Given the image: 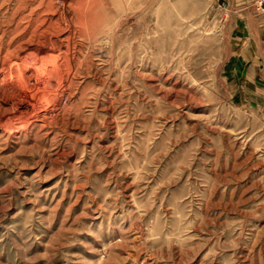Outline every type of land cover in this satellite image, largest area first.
<instances>
[{
    "label": "rangeland",
    "instance_id": "374dc122",
    "mask_svg": "<svg viewBox=\"0 0 264 264\" xmlns=\"http://www.w3.org/2000/svg\"><path fill=\"white\" fill-rule=\"evenodd\" d=\"M0 74V264H264V4L0 0Z\"/></svg>",
    "mask_w": 264,
    "mask_h": 264
},
{
    "label": "bare ground",
    "instance_id": "6f19581e",
    "mask_svg": "<svg viewBox=\"0 0 264 264\" xmlns=\"http://www.w3.org/2000/svg\"><path fill=\"white\" fill-rule=\"evenodd\" d=\"M64 26H65V24H64ZM62 33V32H61ZM48 50V49H47ZM47 50H45V51H47ZM53 50V49H52ZM41 51H43V50H41ZM82 52V51H81ZM46 53V52H45ZM49 53V52H48ZM51 53H53V52H51ZM51 53H50V55H51ZM42 54V53H41ZM54 54V53H53ZM51 55V56H54V55ZM55 56H57V55H55ZM17 58V57H16ZM25 59V58H24ZM46 59V58H45ZM11 60V59H10ZM26 60V59H25ZM23 61V60H22ZM42 61L40 60V63H41ZM9 63V62H8ZM37 63V62H36ZM39 63V64H40ZM20 64V63H19ZM22 65V64H21ZM42 65L43 66H45L43 63H42ZM19 65L18 64H12V65H9L8 67V71L7 72H5V75H6V77H7V82L8 83H17V81H19V78H21L22 80H24V81H26L25 79L26 78H28L29 77V74L27 73V72H24V73H21L20 74V72H21V70H19L20 72H16V67H18ZM23 66H24V64H23ZM34 66V65H33ZM40 66V65H39ZM42 67V66H41ZM22 68V67H21ZM20 68V69H21ZM50 68V67H49ZM51 69H52V67H51ZM50 69V70H51ZM7 70V69H6ZM23 70V69H22ZM27 70V69H26ZM49 70V69H48ZM25 71V70H24ZM41 71V70H40ZM97 72V71H96ZM85 74V73H84ZM1 75V74H0ZM4 75V74H3ZM50 75H53V74H50ZM22 76V77H21ZM4 78H5V76H4ZM31 78V77H30ZM3 79V78H2ZM49 79H50V77H49ZM48 79V80H49ZM62 79V77L59 75V74H57V73H55L54 72V75H53V77L51 78V80L49 81V88H50V90L52 91V89H54L57 85H59V83H60V80ZM28 80V79H27ZM47 80V81H48ZM3 82H4V80H3ZM21 82V81H20ZM48 83V82H47ZM1 84V83H0ZM21 85V84H20ZM23 86V85H22ZM48 88V89H49ZM2 90V89H1ZM21 90V89H20ZM44 90V89H43ZM56 91V90H55ZM45 93V92H44ZM50 93V92H49ZM52 93V92H51ZM54 94V93H53ZM50 95V94H49ZM53 98V97H52ZM18 99V98H17ZM22 99V98H21ZM24 99V98H23ZM26 99V98H25ZM34 99V98H33ZM70 99V98H69ZM5 100H7V102H8V100H9V102H12L13 100H12V98L10 99V98H7V99H5ZM45 100V99H44ZM53 100V99H52ZM15 101V100H14ZM28 101V100H27ZM31 101H32V99H31ZM109 101V100H108ZM14 103V102H13ZM28 103V102H27ZM31 103V102H30ZM8 104V103H7ZM16 104V103H15ZM22 104L24 105V106H26V103L25 102H22ZM41 104V103H40ZM49 108V107H48ZM26 109V108H25ZM32 112V111H31ZM57 112V111H56ZM34 113V112H33ZM38 113V112H37ZM45 115H46V113H45ZM28 116H30V115H28ZM20 117V116H19ZM46 117V116H45ZM26 118H27V116H26ZM41 118V117H40ZM32 119V118H31ZM39 119V118H38ZM16 120V119H15ZM18 120V119H17ZM41 121V120H40ZM42 121H44V120H42ZM9 122L11 123V121H8L7 123L9 124ZM29 122H30V120H29ZM45 122V121H44ZM14 123L16 124V122L14 121ZM13 123V124H14ZM19 123V122H18ZM21 124H25V123H21ZM20 125V124H19ZM9 126L11 127L12 126V124H9ZM21 126V125H20ZM24 126H26V125H24ZM23 126V127H24ZM46 126V125H45ZM7 127V126H6ZM10 127H8V129L10 128ZM20 128V127H19ZM26 128V127H25ZM11 129H12V127H11ZM19 131V130H18ZM20 133V132H19ZM67 151V150H66ZM64 155V154H63ZM62 157V156H61Z\"/></svg>",
    "mask_w": 264,
    "mask_h": 264
},
{
    "label": "built area",
    "instance_id": "2783aa9c",
    "mask_svg": "<svg viewBox=\"0 0 264 264\" xmlns=\"http://www.w3.org/2000/svg\"><path fill=\"white\" fill-rule=\"evenodd\" d=\"M256 2H257L259 5H263V4H264V0H256Z\"/></svg>",
    "mask_w": 264,
    "mask_h": 264
}]
</instances>
